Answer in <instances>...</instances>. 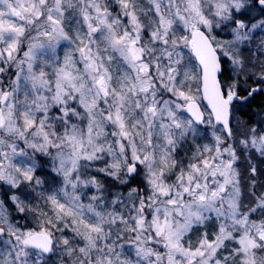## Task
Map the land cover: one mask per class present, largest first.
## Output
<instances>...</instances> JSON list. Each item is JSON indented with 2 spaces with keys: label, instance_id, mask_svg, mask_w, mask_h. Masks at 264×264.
Wrapping results in <instances>:
<instances>
[{
  "label": "snow or ice",
  "instance_id": "obj_1",
  "mask_svg": "<svg viewBox=\"0 0 264 264\" xmlns=\"http://www.w3.org/2000/svg\"><path fill=\"white\" fill-rule=\"evenodd\" d=\"M264 0H0V264H264Z\"/></svg>",
  "mask_w": 264,
  "mask_h": 264
},
{
  "label": "trees",
  "instance_id": "obj_2",
  "mask_svg": "<svg viewBox=\"0 0 264 264\" xmlns=\"http://www.w3.org/2000/svg\"><path fill=\"white\" fill-rule=\"evenodd\" d=\"M262 167H264V166H262ZM261 179L264 180V177H261Z\"/></svg>",
  "mask_w": 264,
  "mask_h": 264
}]
</instances>
